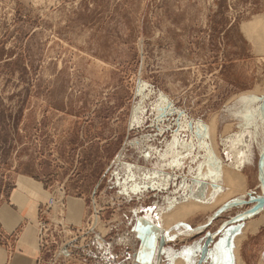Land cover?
Listing matches in <instances>:
<instances>
[{"label": "rangeland", "instance_id": "1", "mask_svg": "<svg viewBox=\"0 0 264 264\" xmlns=\"http://www.w3.org/2000/svg\"><path fill=\"white\" fill-rule=\"evenodd\" d=\"M261 7L0 0V205L21 174L91 191L81 226L50 217L42 264H236L242 233L262 263L264 51L242 29Z\"/></svg>", "mask_w": 264, "mask_h": 264}, {"label": "crops", "instance_id": "2", "mask_svg": "<svg viewBox=\"0 0 264 264\" xmlns=\"http://www.w3.org/2000/svg\"><path fill=\"white\" fill-rule=\"evenodd\" d=\"M260 9L259 13H262L264 7ZM243 24L242 29L246 35L256 36L260 41L259 48L264 51V37L258 33L259 28L264 29V12L259 14L258 29H247L243 27ZM75 168L76 166L66 174L65 178L68 179L71 174L74 175ZM53 182V179L42 180L39 177L34 178L25 174L17 176L6 201L0 205V264H42L43 254L38 238L37 223L38 216L44 211L48 199L52 195L57 198L61 197L60 187L53 189ZM64 183V194L61 197L65 204L63 208L64 220L70 225L81 226L87 220L89 212L87 198L91 191L83 186L79 189L81 191H73L70 189L68 180L65 179ZM52 215L53 213H49L47 217L51 219ZM56 217L62 221L60 220L61 216ZM146 255L147 253L142 254L140 251V257L147 262L150 252L147 258Z\"/></svg>", "mask_w": 264, "mask_h": 264}, {"label": "bare ground", "instance_id": "3", "mask_svg": "<svg viewBox=\"0 0 264 264\" xmlns=\"http://www.w3.org/2000/svg\"><path fill=\"white\" fill-rule=\"evenodd\" d=\"M243 27H246L247 29H253L256 30L259 28V15L253 17V19L251 21L245 22L243 24ZM259 38V35L257 36ZM248 92V91H247ZM258 92V91H257ZM260 93V92H259ZM213 128V127H212ZM261 172H264V159L261 162ZM227 172V170H225ZM228 171L227 175L225 174V178L227 180V182L229 183V185L232 186V188H234L235 190H241L242 189V184H243V178L240 175V173L238 174H232ZM225 180V181H226ZM192 199V198H191ZM205 205V204H204ZM202 205L197 204L194 202V200H189L186 201L182 204H180L172 214V216H181V215H186L189 214L190 212H194L195 210H197L198 208H201ZM164 221L166 224L169 223V215L165 216ZM96 222V221H95ZM264 225V213L258 218V220L255 221H250V223L248 224V226L245 228L246 230L249 228L250 232H256V230L260 227ZM245 232V231H244ZM243 233L242 235L237 236L236 240H235V248H234V254H235V258H236V264H243L240 256L238 255V246L240 245V240L243 237ZM175 264H184L182 259L179 258L175 261ZM261 264H264V260L262 261Z\"/></svg>", "mask_w": 264, "mask_h": 264}, {"label": "built area", "instance_id": "4", "mask_svg": "<svg viewBox=\"0 0 264 264\" xmlns=\"http://www.w3.org/2000/svg\"><path fill=\"white\" fill-rule=\"evenodd\" d=\"M62 189L60 188L59 189V193H60V196L62 197L63 196V194H64V192H62L61 191ZM61 197H55V196H51L49 199H48V201H47V203H46V205H45V207H44V211L42 212V218H44V219H39V221H38V238H39V242H40V244H41V246H43V244H44V239L45 238H47L48 237V235H49V221H50V219L48 218H45L49 213H53V214H56V213H58V211H59V216H61L62 214H63V211H62V209L64 208V206H65V204H64V201L62 200V198ZM56 210V211H55ZM94 210V209H93ZM62 212V213H61ZM94 213L97 215H99V213H100V209L98 208L97 210L95 209L94 210ZM44 216V217H43ZM62 217V216H61ZM60 220H61V218H60ZM61 221H59L58 223L59 224H61L60 223ZM46 243V242H45Z\"/></svg>", "mask_w": 264, "mask_h": 264}]
</instances>
